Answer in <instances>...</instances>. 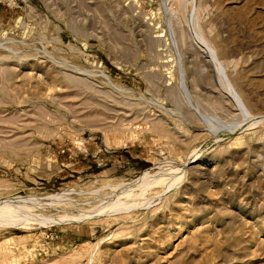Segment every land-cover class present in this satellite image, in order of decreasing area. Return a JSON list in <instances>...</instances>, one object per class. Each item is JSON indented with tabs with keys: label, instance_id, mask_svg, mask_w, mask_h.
Segmentation results:
<instances>
[{
	"label": "rangeland",
	"instance_id": "1",
	"mask_svg": "<svg viewBox=\"0 0 264 264\" xmlns=\"http://www.w3.org/2000/svg\"><path fill=\"white\" fill-rule=\"evenodd\" d=\"M0 264H264V0H0Z\"/></svg>",
	"mask_w": 264,
	"mask_h": 264
},
{
	"label": "bare ground",
	"instance_id": "2",
	"mask_svg": "<svg viewBox=\"0 0 264 264\" xmlns=\"http://www.w3.org/2000/svg\"><path fill=\"white\" fill-rule=\"evenodd\" d=\"M9 240V239H8Z\"/></svg>",
	"mask_w": 264,
	"mask_h": 264
}]
</instances>
